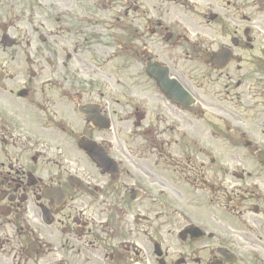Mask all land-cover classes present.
<instances>
[{
  "label": "flooded vegetation",
  "instance_id": "1",
  "mask_svg": "<svg viewBox=\"0 0 264 264\" xmlns=\"http://www.w3.org/2000/svg\"><path fill=\"white\" fill-rule=\"evenodd\" d=\"M58 1L0 24V264H264V0Z\"/></svg>",
  "mask_w": 264,
  "mask_h": 264
},
{
  "label": "rangeland",
  "instance_id": "2",
  "mask_svg": "<svg viewBox=\"0 0 264 264\" xmlns=\"http://www.w3.org/2000/svg\"><path fill=\"white\" fill-rule=\"evenodd\" d=\"M36 1H38V6H37V19L39 21H41L44 16H45V7L46 5L48 4H58V0H0V11H3V12H8L9 10H17L19 9L20 7H24V13H21L20 14V18L19 20H16V18H11L10 19V23L12 24L10 30H9V33L8 34H13V31L14 29H16V31H18L19 33H21V31L24 29V30H29L30 29V26L35 24L36 21H35V17L33 20H31L30 18V10H29V7L31 6V4H34ZM31 2V3H30ZM30 3V4H29ZM5 23H8V22H5ZM130 83V80L127 81ZM107 86L109 87L111 84L109 83H106ZM122 132H128V134H132L134 132H137L138 131V128L135 127L133 124L131 123H127L126 126H121V127H113V135L115 136V134L117 133L118 135ZM116 140V137H114V140L113 142ZM131 147H136L137 148V144H131Z\"/></svg>",
  "mask_w": 264,
  "mask_h": 264
},
{
  "label": "water",
  "instance_id": "3",
  "mask_svg": "<svg viewBox=\"0 0 264 264\" xmlns=\"http://www.w3.org/2000/svg\"><path fill=\"white\" fill-rule=\"evenodd\" d=\"M83 147L86 149L87 153L92 156V158H94V154H93V151H91V149H88L87 146L83 145ZM95 159V158H94Z\"/></svg>",
  "mask_w": 264,
  "mask_h": 264
}]
</instances>
